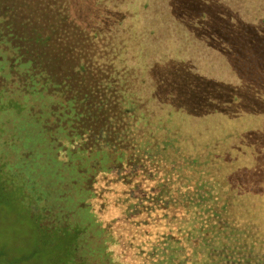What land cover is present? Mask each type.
I'll list each match as a JSON object with an SVG mask.
<instances>
[{
  "label": "trees",
  "instance_id": "trees-1",
  "mask_svg": "<svg viewBox=\"0 0 264 264\" xmlns=\"http://www.w3.org/2000/svg\"><path fill=\"white\" fill-rule=\"evenodd\" d=\"M0 176L49 264H264V0H0Z\"/></svg>",
  "mask_w": 264,
  "mask_h": 264
},
{
  "label": "rangeland",
  "instance_id": "rangeland-1",
  "mask_svg": "<svg viewBox=\"0 0 264 264\" xmlns=\"http://www.w3.org/2000/svg\"><path fill=\"white\" fill-rule=\"evenodd\" d=\"M234 57V56H232ZM231 57V60H233ZM248 57V56H246ZM242 57V58H246ZM251 57V55H249ZM230 64H233L231 61ZM229 64V65H230ZM213 76V73L206 71L204 72V81L200 87H192L185 101L184 107H182V112L191 108L194 104L197 94H202L205 91V83L208 79ZM194 78V77H193ZM209 91L213 94H221L222 99H224L226 94H228L232 87H229L227 83H224L221 79L216 78L211 86H209ZM211 98V97H210ZM208 99L206 102H208ZM204 102V103H206ZM247 109L250 108L249 104H245ZM184 109V110H183ZM186 119L189 124V128L194 131L198 124V111L190 110L186 113ZM209 132L213 136H218L221 139L225 134L226 123L222 125L220 119H208ZM180 136L186 138L184 131H180ZM221 147V146H220ZM218 145L210 142L209 136L193 134V136L188 138L187 149L191 152L197 150H218L222 148ZM221 162L218 172L220 175L223 174L224 168L226 166V160H219ZM234 175L228 174V179L234 181ZM3 182V177L0 176V264H49L50 256H48L50 245L44 243L43 240L38 239L35 236L34 230L32 229L33 223H42V226H47L42 219L39 217V210L34 209L31 206L29 196L22 198L20 194L15 195V190L13 186ZM264 193V191L262 192ZM229 195L228 197H230ZM48 227V226H47ZM78 255L75 251L72 255H65L60 258L58 263L62 262L64 264L68 263L69 258H73ZM67 259V260H66ZM54 263V264H58Z\"/></svg>",
  "mask_w": 264,
  "mask_h": 264
}]
</instances>
